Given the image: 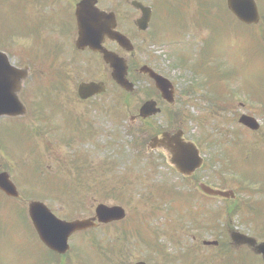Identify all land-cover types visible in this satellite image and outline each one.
<instances>
[{
    "label": "rangeland",
    "instance_id": "obj_1",
    "mask_svg": "<svg viewBox=\"0 0 264 264\" xmlns=\"http://www.w3.org/2000/svg\"><path fill=\"white\" fill-rule=\"evenodd\" d=\"M26 1L0 0V50L6 51L17 65L30 68L21 97L32 107L26 116L0 118V172L10 171L23 198L12 202L0 197V264H49L53 257L27 217L29 199L46 202L60 217H75L71 215L74 211H81L78 215L83 216L94 203H117L111 197L103 199L113 194V183V189L128 192V217L78 237L73 247L87 249L86 264H130L140 259L152 264H208L210 260L213 264H231L230 260L221 261L227 226L264 239V210L261 208L263 215L258 226L253 210H246L256 202L255 193L251 196L248 192L253 191L254 180L244 179L248 176L264 184V158L257 152V134L238 122L242 113L240 100L238 103L234 97V107L222 110L208 105L201 94H191L190 100L185 97L182 104L169 105L159 99L153 83L135 75V93L121 92L102 58L76 50L73 17L75 4L80 0H65V4L64 0ZM99 1L105 9L118 13L120 28L133 37V62L140 64L150 59L183 92L191 87L192 73L182 68V61L175 56L176 43L185 60H196L198 74H207L212 97L222 103L229 99L233 91L230 78L237 80L234 93L244 94L242 102L246 105L252 104L247 97H264V61L248 54L252 40L261 38L260 31L238 23L226 11L227 0H140L155 8L151 26L143 34L134 24L139 12L131 6L132 0ZM257 1L262 8L264 0ZM63 5L69 8L68 22ZM188 21L186 33L191 36L179 38L181 27ZM261 23L260 29L264 30V21ZM197 35L200 39L194 40L192 37ZM201 38H205L204 46L198 48L203 45ZM90 80L106 82L107 92L84 101L78 96V85ZM150 98L159 100L162 113L149 120L131 122V115L137 114ZM245 109L249 111L251 106ZM259 119L264 124L263 112ZM179 128L188 139L199 143L206 157L198 176L213 186L234 188L238 191L236 200H188L182 195H176L173 202L164 200L172 196L166 189L182 188L181 192H186L190 189L186 184L196 186L199 177L183 178L176 171L169 175L171 166L166 154L150 153L145 142L163 130ZM235 133L254 143L235 140L227 150L228 162L224 148ZM242 146L247 148L249 157L244 156ZM39 167L46 171L45 176ZM98 168L109 174L112 184L101 178ZM83 174L85 180L75 182ZM70 184L81 185L87 193L85 207L79 209L70 203L82 195L62 194L64 188L70 190ZM233 214L239 217L231 221L228 215ZM146 234L154 241L157 235L156 245H151L152 240L144 243ZM217 237L221 239L218 248L203 246V240ZM92 247L99 248L100 259L93 261ZM243 264L262 262L253 255Z\"/></svg>",
    "mask_w": 264,
    "mask_h": 264
},
{
    "label": "water",
    "instance_id": "obj_2",
    "mask_svg": "<svg viewBox=\"0 0 264 264\" xmlns=\"http://www.w3.org/2000/svg\"><path fill=\"white\" fill-rule=\"evenodd\" d=\"M230 9L244 22L253 23L258 21V8L254 0H228ZM76 16L78 20L80 37L78 47L90 46L95 50L104 53V59L113 68V78L125 89L131 91L134 88L133 83L127 79V65L125 60L116 53L108 51L102 46V41L106 35L119 41L124 47L130 46L127 39L119 32L111 30L114 24V16L107 15L96 6V0H82L77 5ZM150 18V9L144 12V17L139 20L141 27H147ZM26 76V70L20 69L11 64L9 56L0 52V117L2 115H20L26 112L24 105L20 102L17 92L21 87V80ZM151 76L156 80L158 88L162 89L164 96L169 84L167 79L152 73ZM105 91V85L102 82L82 83L79 87V95L83 99H88L98 93ZM160 110L156 107L155 101L145 103L140 114L142 117H148L156 114ZM248 117H244L242 122L255 128V124ZM182 132L171 135L165 132L162 137L152 139L151 146L168 147L172 153V162L186 174H191L202 164L199 156V150L193 143H185L181 140ZM0 188L8 195L18 197L19 192L11 181L7 172L0 174ZM204 190L212 195L224 197L232 196L231 191L215 190L203 186ZM29 211L42 241L51 249L64 253L68 248V238L72 232L79 229H86L93 226L91 220H76L72 222L64 221L58 218L43 202L32 201L29 204ZM97 213L102 221H111L125 216L121 207H109L99 205ZM256 247V250L264 255V243L256 244L254 240L245 239ZM137 264H145L139 262Z\"/></svg>",
    "mask_w": 264,
    "mask_h": 264
},
{
    "label": "flooded vegetation",
    "instance_id": "obj_3",
    "mask_svg": "<svg viewBox=\"0 0 264 264\" xmlns=\"http://www.w3.org/2000/svg\"><path fill=\"white\" fill-rule=\"evenodd\" d=\"M64 4H65V0H64ZM63 7H65V5H63ZM65 8H66V10L68 12L69 8L68 7H65ZM128 18H130V17H128ZM118 24H119V22H118ZM64 27H65V23H64ZM105 45L108 48L113 46L114 48L118 49L117 51L120 52V54L123 53V51L120 49L118 44L116 42H114V41H111L110 39H106ZM84 51L89 53V54H93V55H95V56H97L99 58H102L101 54L92 51L90 48H87ZM248 54H249V56L251 58L258 59L260 62L264 61V38L253 39L251 44L249 45ZM125 57L127 59V63H128V66H129V74H134L135 73L137 78L140 77V78H146L148 81L151 80L148 75L139 73V67L142 66V65H148V66L154 68L156 71H158V68L155 66V64L152 61H150V59H147V61L145 63H143V64H141L139 66L137 64L132 65V63H135V62L132 61L133 53H129V55H127ZM106 67H107V70H110V68L108 66H106ZM160 73H161V71H160ZM231 80H234V79H231ZM234 81H237V80H234ZM208 83H209V80H208ZM236 90H237V87L234 86L233 91L229 95V99L227 100V98H226L227 101L225 103V105H226L225 107L228 110L232 109L234 107L233 105H235V102H234V97H235V99H237L238 103H239V100H240V105H241V109H242V113L240 114V117L242 115H249V116H253V117L257 118L258 120H260L259 119V113H261V112L264 113V97H259V98H256V99L255 98L252 99V98L247 97L248 100H250L252 104L246 105L245 102H242L243 101L242 99H244V95L240 94V93H234ZM209 92H210V88L208 87V89L206 90V93H209ZM186 94L187 93L185 92V90L183 92V89L179 88L178 84H175L174 96H175V99L177 101V104H182L183 101H186V99H185V95ZM160 96L161 95L159 94V99L164 101L163 99H161ZM249 106H251V110L247 111L245 109V107H249ZM253 132H254V134H257L254 137V140H255V142L257 144V147H258V150L257 149L256 150H257L258 154L264 158V147H262V148L260 147L261 144L264 143V124L262 123L261 120H260V127L256 131H253ZM250 138L253 139V137H250ZM228 139L229 138L226 137V140H228ZM238 140H239V138H238ZM250 141L254 143V141H252V140H250ZM197 176H198V174H197ZM196 180H197V183H195V184H197L196 186L194 184H192V183H191L192 185L186 184V185L190 186V189H185V190H187L186 192H181L182 188H180V189H173V188L166 189V191H170L171 193H169V194L172 195L171 198L170 199L167 198V200H171L173 202V201L176 200L175 199V197H177L176 195H182V196L186 197L188 200H195V199H197L199 197V198H202V199L208 201L209 199H206L207 194L204 193L201 190V188L199 187V183L201 181H203L202 178L199 177ZM263 185L264 184L261 183V181L257 179V187L255 189V197H256L255 204H256V208L254 210V213H255V222H256V224L258 226H259V222L258 221H260V217H261V215H263L262 209L264 210V204H263L264 203V189H263ZM70 191L71 192H76L77 194H79L78 196H81V195L83 196V198L75 199L74 201H72L70 203L73 204V206L78 207L79 209L85 207V205H86V201L85 200L86 199L84 197L87 195L85 190L84 189H80V186H77L74 189L73 188H71L70 190L67 189V193L68 194H69ZM164 191L161 194L164 195L165 194ZM166 196L168 197V194ZM108 197H111V199H113L115 202H117L115 204L107 203L108 205L114 206L116 204L122 203L119 200H117L113 195H109V196L107 195L105 200L109 199ZM227 200H235V199H227ZM248 206H250V205H248ZM95 207H96V204L95 203L92 204L89 213L88 214H83V216H80V214L78 215V212H81V211H74V212H72L73 214L71 213V215L75 214L76 215L75 217H67V216H65V217H67L66 219H68V220H73V219H76V218H92V217H95V215H96ZM237 217H239V216L235 215V214L230 215V216L228 215V218L231 221H233L234 218L237 219ZM146 218L147 217H145V219ZM119 222H121V221H119ZM119 222L117 221V222H112V223H108V224L99 223L98 222V225L94 229H90V230H87V231H84V232L73 233V235H72V237L70 239V245H71L70 250L67 253L63 254V255L55 253L53 251L52 252L50 251L51 254L53 255V257H52V259L49 260V264H52V262H54V261L59 263V264H86L85 254L87 253L86 252L87 249L84 246L83 247L76 246V247L82 249V250H77V249H75L73 247V243L75 244V242H76V240L78 239L79 236H82V235H84L86 233H89L91 230H97V229H101V228H104V227H109V226H111L113 224H117ZM235 230L240 231L242 234H246L248 236H252V237L256 238L255 236H253L251 234L243 232L238 227H234V226H231V225L227 226V229L225 230V236H226L227 241H225V247L222 249V251L224 252L225 255L223 256V258H221V261L230 260L231 264H243V261L245 259L249 258V256L252 257L254 254H255V257L258 260L259 259L261 260L262 256L260 254H258L253 247H251V246H249L247 244H237L236 242H234L232 240L233 233L237 232ZM89 234H91V233H89ZM155 237H156V240L154 241V240H152V238L148 237V234H146V236L144 237L143 241H144V243H147V242L150 243L149 240H152L151 241V245H154V244L156 245V243H157V235L156 234H155ZM257 239H258V241L261 240L260 238H257ZM218 240H219V244H220L221 241H220L219 238H218ZM81 243H83V241H81ZM204 251H205V249L202 252H204ZM244 251H249L251 254H249V256H245L246 254H244ZM91 256L94 257L93 261L100 259L99 258L100 257L99 248H96V247L93 248L92 247ZM232 256L234 258H232ZM142 260H145V259H141V261ZM90 261H91V259H90ZM145 261L148 264H152V263L149 262V260H145ZM210 261L211 262L208 263V264H213L212 260H210ZM134 263L135 262L130 263V264H134Z\"/></svg>",
    "mask_w": 264,
    "mask_h": 264
}]
</instances>
